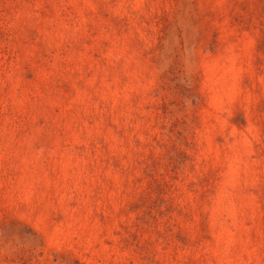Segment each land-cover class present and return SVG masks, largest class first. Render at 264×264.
I'll list each match as a JSON object with an SVG mask.
<instances>
[{
	"label": "rangeland",
	"instance_id": "obj_1",
	"mask_svg": "<svg viewBox=\"0 0 264 264\" xmlns=\"http://www.w3.org/2000/svg\"><path fill=\"white\" fill-rule=\"evenodd\" d=\"M0 264H264V0H0Z\"/></svg>",
	"mask_w": 264,
	"mask_h": 264
}]
</instances>
